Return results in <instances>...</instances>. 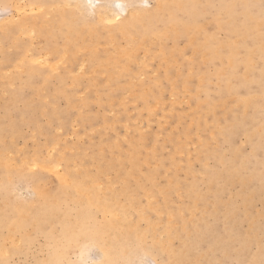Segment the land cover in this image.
<instances>
[{
  "label": "rangeland",
  "instance_id": "rangeland-1",
  "mask_svg": "<svg viewBox=\"0 0 264 264\" xmlns=\"http://www.w3.org/2000/svg\"><path fill=\"white\" fill-rule=\"evenodd\" d=\"M24 1L18 2L23 6L19 14L9 2L0 1V21L11 18L19 23L26 22L28 27L15 29L5 38L0 36V131L3 130L1 137L4 141L13 138L7 145L2 144L3 149H0L6 152L11 162L14 161V168L23 166L26 169L23 176L15 178L9 185L6 194H0V201H28L35 206L38 189L63 197L56 177L64 171L65 166L72 172L93 171L97 162L105 161L113 163V166L102 174L98 186L103 189L112 182L111 188L121 192L124 185L115 178L116 165L126 160V156L134 154L137 160L136 176L127 186L134 187L135 180L143 178L148 172L153 173L154 185L144 182L148 193L140 195L139 199L144 207L148 202L153 203L156 212L151 211L150 218L157 226L161 222L159 229L171 220V229L183 233V218L189 211L195 213L191 220L197 219L196 234L191 237L185 234L183 239L179 237L173 240V246H178L181 240L192 245V264H264V96H255L257 106L253 108L242 109L237 105L248 93L259 92L264 86V76L259 77L262 68L260 52H255L253 56L250 83L238 79L225 81L216 75L219 59L207 54H193V43L187 36L167 38L160 42L152 38L142 43H137L136 35L133 38L111 34L108 38L106 30L115 24L113 22L103 24V32L99 31L92 37L91 52L82 48L80 55L69 64L68 75H65L67 63L42 49L47 37L42 32L49 28L45 21H53L56 9L60 6L67 9L70 5L40 0L41 3L30 7L36 10H29L27 1ZM124 1L129 8H151L154 1L165 0ZM218 9V1L213 0L206 9H198L197 15L202 23L200 31L211 33L214 41L225 36L222 29H217L210 22ZM251 11L264 14V0H260ZM87 12L84 10L81 17L95 24L98 11ZM33 23L37 28L28 25ZM250 40L248 43L251 45L264 42V25L258 38L252 37ZM57 43H61L58 38ZM130 49H133V55L127 58L128 61H122L125 58L121 60V63H128L130 68L127 66L124 70L120 66H108L114 73L112 80L108 67L89 68L91 66L86 58L90 53L98 56L107 53L113 59L119 57L118 52ZM244 51L243 47L237 49V57L241 58ZM261 53L264 54V49ZM37 57L39 63L33 60ZM79 63L84 70L83 67L77 68ZM242 69L243 66L239 64L235 73H240ZM42 72L47 76L44 81ZM198 76L203 78L199 80ZM183 77L186 78L185 82ZM228 83L233 84L236 91L228 89ZM155 102L156 108L154 106L153 109L149 104L154 105ZM241 111L246 112L238 121L243 115ZM249 131L256 132L248 137L246 132ZM49 151H52V156ZM61 151H64V156ZM218 155L223 161H230L233 167L241 166L239 174L246 175L243 184L235 182L222 186L219 191H215L214 185L210 187L205 179L207 172L220 168ZM33 160L37 168L29 169L28 163ZM42 161L53 165L54 169L58 164L55 174L53 168L42 170ZM128 168L129 165L125 163L124 169ZM251 172L256 177L250 180ZM152 187L163 192L149 196ZM250 191L252 194H249ZM215 204L220 216L213 219L208 210ZM226 210L231 212L227 220L222 216ZM174 214L177 216L169 219ZM96 216L100 218L101 215L97 213ZM131 217L133 219L134 216ZM139 223L145 224L144 221ZM205 224L210 225L206 231ZM187 226L194 227L191 223H187ZM57 229V224L44 223L39 228L26 225L24 237L19 238L20 233L16 232V241L10 243L6 240L0 244L2 249L5 248L0 254V264H46L44 261L50 251V243L45 245L46 233L56 232ZM4 233L5 226L0 227V235ZM164 235L161 233L160 237ZM84 246L80 250L70 249L61 263L96 262L100 252L93 246ZM209 247L214 248L209 250ZM6 250H10L9 255ZM143 259L141 262L134 260L131 264L160 262V258L151 253ZM118 263L127 264L122 258L118 259Z\"/></svg>",
  "mask_w": 264,
  "mask_h": 264
},
{
  "label": "bare ground",
  "instance_id": "bare-ground-1",
  "mask_svg": "<svg viewBox=\"0 0 264 264\" xmlns=\"http://www.w3.org/2000/svg\"><path fill=\"white\" fill-rule=\"evenodd\" d=\"M0 1H7L13 5V8H15L17 11L16 14L20 11V9H23L22 4L18 3L19 1L23 0ZM26 1L29 10H34L35 8L30 9V7L41 3L40 0ZM26 1L24 2L26 3ZM44 1L51 2L53 0ZM54 1L57 4L60 3L70 5V8L66 9L63 8V6H60V8L55 10L56 12L52 17L53 21H45L46 27L49 28H47L45 32H42L47 34V37L45 38V46L42 49L45 48L48 53L53 54L57 58L63 59V61L67 63V68L63 73L65 75H68L69 64L80 55L79 52L83 50L82 48L90 49V44L93 40L92 37L95 35V33L98 34L99 31L103 32V28L105 27L103 24L108 23V21H112L111 23L115 22V24H113L112 27L107 28L109 31L106 30L108 33V38H110L111 34L113 36L116 34H121L128 37L136 35L138 37L137 43H142L146 39L152 38L158 39V42H160L165 41L167 38L177 39L180 36H187L193 43V54H207L211 58L219 59L220 66L216 70V75L220 79L223 78L225 81L238 79L244 80L246 83H250L252 80L250 74L252 71L253 56L256 54L255 52L259 51V54H261L262 57V68L260 70L261 75L259 77L264 76V54L261 53V51L264 49V42H259L257 44L254 43L252 45L248 43L252 41H249V38H258V35L261 33V28L264 25V14H258L251 11V8L253 6H257L260 0H217L219 9L216 15L210 19V22H212L215 27H217V29H222L225 32V36L217 41H214L211 33L203 32L205 30L200 31L202 29V23H200L197 18L198 9H206L209 6V3L213 0L154 1V6L151 8H129L128 4L124 0H103V2L102 0ZM97 1H99L98 3L101 4L98 5ZM144 3L146 4V2ZM199 3L201 4L198 6ZM118 4L123 5V7H117ZM84 10L88 12L98 11L95 15L97 17L95 20L96 22L95 24L92 23L94 26L90 24V22L88 23L87 21H84L81 17L84 13ZM178 12L180 13L178 14ZM20 13L22 12L20 11ZM6 20L7 21L4 22L0 21L1 38H5L6 34L12 33L15 29H28L26 22L19 23L12 20L11 18ZM100 24H102V27H99ZM28 25L32 26L33 29L34 27L37 28V26H34V23ZM30 31V33H32V30ZM171 31H173L172 34L166 35V33H170ZM25 34H27V32ZM200 35L203 36L198 38ZM56 38L61 40L60 44H56ZM240 47H243L245 51L243 56L238 58L236 52ZM172 51H170V53H172ZM118 54L119 57L111 59L110 55L107 53L104 54V56H98L97 54L91 55L90 53L86 59L88 64L91 66L89 67L90 69L95 70V68L102 66L105 68L108 66H120L126 70L128 63H121V60L125 58L122 60L125 61L127 58L132 56L133 49L124 50L122 52H118ZM39 57L32 59L36 61ZM173 60H171V63H173ZM37 61L39 63V60ZM57 61L60 62L61 60ZM57 61L54 63L55 65L57 64ZM80 63L78 65L79 67L77 68L83 67ZM239 64L243 66V69L240 73H235V68ZM50 70H52V68H50ZM83 70L81 69V71ZM41 74L42 81L47 79L46 74L43 72ZM108 74L110 76L109 78L112 80L114 73H112V70H110L109 67ZM201 78H203V76ZM182 80L185 82L186 78L183 77ZM228 85V89L236 91L233 84L231 85V83H228ZM84 90H86V88L83 89V91ZM82 94L85 93L83 92ZM257 95L264 96V86L261 87L259 92L248 93L243 99L240 100V104L237 103V105H240L242 109H246L247 107L253 108L257 106L254 103L255 96ZM209 99L210 98L207 100ZM155 104L156 102L154 105H149H152L151 107L153 108ZM241 112L243 115H240L238 121L243 118L246 111ZM117 115L118 114H116V116ZM114 124L116 123H113V125ZM59 130L61 132V129ZM2 131L3 130L0 131L1 149H3L2 144L7 145L11 142L12 138L11 137L9 140L7 139L8 143L4 141L3 137H1ZM254 132L256 131H249L246 132V134L248 137H250L254 134ZM116 139H118V137ZM1 149L0 189L3 192L0 190V194H6L9 191V185L14 182L13 180L15 178L23 176L26 169H24L23 166L14 168V161L11 162L10 159H8L6 152ZM51 149L53 150L54 148ZM100 150L101 152L103 151L102 149ZM63 152L61 151L64 156ZM181 152L182 151H180V153ZM48 153H50V156H52V151H49ZM189 155L190 154H188V156ZM43 159L44 158H42V160ZM136 161L135 155L133 154L126 156V160H123V162L116 165L115 178L121 182L122 185H124L121 192H116L111 188L112 182H109L103 189L99 187L100 177L103 173L109 169H112L113 166V163L111 164L105 161L101 163L97 162L93 171L78 170L79 172H72L68 166H65L64 171L60 174H57L56 177L59 188L63 193V197L51 195L46 190L43 193L42 189H38L36 201L37 205L35 206H32L28 201H23L22 203H11L6 202V199H2L0 201V227L5 226L6 233L0 235V244L6 240L8 242L10 241V243L16 241V238L14 240V235L16 232L20 233L19 238L24 237L26 225H33L34 227L37 226L39 228V226L43 225L44 223L52 225L57 224L58 229L56 232L46 233L48 235H46L45 245L47 246L48 242L50 243L48 258L44 261L46 264H62L61 262L66 259L65 255L70 249L79 248L80 250L85 248L84 245H88V247L93 246V248L95 247L100 252L97 261L93 262L92 264H119L118 259L121 258L125 260V263L131 264L134 260L136 262H141L144 260L143 258L146 256L148 257V253H151L152 255L155 254L160 258V262L158 264H192V245L185 243V240H181L178 246H173V240L179 237L183 239L185 234L190 235V237L193 234H196L195 222L197 223V219L191 220V217H193L195 213L191 214V211H189V213H187V215H185L183 218V227L185 228L183 233L182 231L178 233L177 229H171V220L165 222L163 228L159 229L158 226L161 224V222L157 226L155 221L151 220L150 218V213H152L151 211H153V213L154 211L156 212V209L152 205L153 203L148 202V204L144 207L139 199L140 195L148 193V187L145 186L144 182L148 181L151 183V185L154 183L153 173L148 172L143 178L135 180L134 187L127 186V183H129V181L134 178V176H136ZM22 162L23 161L20 163L22 164ZM125 163L129 165V170L124 169ZM217 163L220 168L218 170L207 172L208 174L205 179L207 180L210 187L214 185L213 187L216 189L215 191L221 190L222 186L225 185H230L235 182H240L243 184L246 181V175L239 174L241 166H231L230 161H223L220 155H218ZM36 164L37 163L35 160L28 163V167H30L29 169H31V167L34 169ZM57 165L58 164H56L55 169L57 168ZM40 166L42 167V170L49 171L52 168L53 171L55 170L53 165L50 166L48 163H43V161ZM36 168L37 167L35 166V169ZM55 172L56 171L53 173L55 174ZM109 177L108 180L110 179ZM255 177L256 176H254V172H251L249 175L250 180L251 178ZM256 180L261 181L259 178ZM31 190L29 192H31ZM151 191L152 192L149 196L152 197L163 192L161 190H156L153 187ZM249 194H252V192L250 191ZM214 195H216V193H214ZM152 197L148 198L151 199ZM151 200H153V198ZM32 207H34V209ZM208 211L213 219L217 216H220V212L218 207H216V204L211 206V209ZM13 212H15L13 217L8 219V216ZM97 213L101 215L100 218L96 216ZM159 214H161V212H159ZM132 215L134 216L133 219L131 217ZM176 216L177 215L174 214L170 216L169 219H171V217L175 218ZM222 216L225 220H227L231 217V212L226 210V212L224 211L222 213ZM140 221H144L145 224L140 225ZM187 223H191L194 227H188ZM207 228H210V225H206L204 231H206ZM161 233H165L164 237H160ZM245 243H247V239L245 240ZM52 245H54V247H52ZM213 248L214 247H209V250H212ZM4 249L0 247V254H3ZM9 251L10 250H8V252ZM5 252H7V250ZM8 252L7 255H9ZM72 252H74V250ZM153 258H155V256ZM64 264L72 263L68 261Z\"/></svg>",
  "mask_w": 264,
  "mask_h": 264
},
{
  "label": "snow or ice",
  "instance_id": "snow-or-ice-1",
  "mask_svg": "<svg viewBox=\"0 0 264 264\" xmlns=\"http://www.w3.org/2000/svg\"><path fill=\"white\" fill-rule=\"evenodd\" d=\"M117 7H123V5L118 4ZM112 21H108V23H111Z\"/></svg>",
  "mask_w": 264,
  "mask_h": 264
}]
</instances>
